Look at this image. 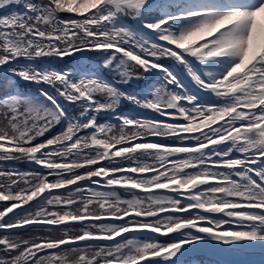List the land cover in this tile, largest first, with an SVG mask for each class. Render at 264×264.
Instances as JSON below:
<instances>
[{
    "label": "snow or ice",
    "instance_id": "1",
    "mask_svg": "<svg viewBox=\"0 0 264 264\" xmlns=\"http://www.w3.org/2000/svg\"><path fill=\"white\" fill-rule=\"evenodd\" d=\"M0 11V161L38 166L0 170V264H182L201 242L264 246V0H0ZM41 57L78 60L20 63ZM17 78L47 87L22 92ZM133 79L134 94L117 86ZM121 99L155 116L122 114ZM110 186L132 199L98 190ZM31 225L62 235L13 238ZM145 231L179 238L125 235Z\"/></svg>",
    "mask_w": 264,
    "mask_h": 264
},
{
    "label": "trees",
    "instance_id": "2",
    "mask_svg": "<svg viewBox=\"0 0 264 264\" xmlns=\"http://www.w3.org/2000/svg\"><path fill=\"white\" fill-rule=\"evenodd\" d=\"M0 14H6V13L0 11ZM125 20L129 24L133 23V21H131L130 18H125ZM86 55H91V54L87 53ZM77 60H78V57H65L63 59H60L57 57H41V58H38L34 61H25L22 59L20 61V63L21 64L33 63L37 67L53 68L56 70H69V69L75 68L74 64H77ZM162 63H169V64L171 63L172 64L173 62L169 61V60H163ZM0 71H2V70H0ZM114 75H115L114 73H111V72H108L107 70H105V77L107 79L112 78ZM117 79H119L118 76H117ZM4 80H5L4 74L0 72V82H3ZM17 80H18V78H17ZM18 87H19V90L22 92H29V91L35 92L40 87L46 88L47 85H37L34 83H28V82L18 80ZM118 87L120 88L121 91L133 93L130 90L127 91V90H124L120 86H118ZM0 91H2V89H0ZM129 104H131V103H129L127 100L121 99L119 107L117 108V111L122 113V114L127 113V107L129 106ZM76 111H78V109ZM109 116H110L109 113H101L99 116V122L103 123L105 121H111L109 119ZM111 122L115 123L114 121H111ZM60 130L61 129H56L55 132H51L48 135H55ZM111 134L119 136V134H120L119 128L117 127L116 129H114L113 133H111ZM153 139H155V138H153ZM164 143H171V142L170 141H164ZM145 159H147V158H145ZM148 162L152 163L153 161L149 159ZM0 170H3V171L15 170L18 172H34V171H37L38 169L34 168L31 165H27L26 162H24V161H0ZM81 171H83V170H81ZM4 181L6 182V178H3V182ZM63 191H65V190H63V189L60 190V192H62V193H63ZM119 193H120V191H119ZM63 194H65V193H63ZM65 195H67V193ZM143 196L144 195H142L141 197H143ZM5 203H10V202H3V204H5ZM35 205H36L35 202H31V206H27V210L35 213V211H37V208ZM1 208H3V206ZM1 208H0V210H2ZM18 212H22V211H18ZM79 227H78V230H79ZM58 233H62V232L57 231V232L49 233L46 231L44 226L31 225V226H27L24 229L13 230L12 235H13V237H19V238H24V239H34L36 237L45 236V235H52L54 237L60 236ZM5 234H7V233L0 232V235H5ZM126 236L128 238H134L135 237V236H129V235H126ZM139 239L140 240H147L149 238L148 237H142ZM160 242H162V241H160ZM183 264H186V262H184Z\"/></svg>",
    "mask_w": 264,
    "mask_h": 264
},
{
    "label": "rangeland",
    "instance_id": "3",
    "mask_svg": "<svg viewBox=\"0 0 264 264\" xmlns=\"http://www.w3.org/2000/svg\"><path fill=\"white\" fill-rule=\"evenodd\" d=\"M92 55V54H91ZM1 73H3V71H0ZM122 85H125L127 86L126 84H122ZM131 110V109H130ZM137 114H143V115H152V116H155L154 113H151V112H148V111H145L143 109H141L140 111H138ZM109 119L112 121V117L109 116ZM56 129H61L59 126H57L55 129L52 130V132H55ZM25 162V161H24ZM27 165H31L33 167H35L34 164L32 163H28L26 162ZM0 182H3V177H0ZM5 182V181H4ZM7 182V180H6ZM5 182V183H6ZM81 185H86L88 182L87 181H83V182H80ZM92 187H95V186H92ZM98 190H101V191H116L117 195L123 199V200H129V199H132V193L131 192H126L123 188H120L119 186H110L108 188H99ZM120 191V193H119ZM135 192V194L137 196H142V195H145L144 193L140 192L139 190H133ZM163 191V190H161ZM63 193H67L66 191H63ZM164 194H170V193H164ZM81 196H85V195H88V193H81L79 194ZM35 202V201H33ZM147 203V202H146ZM4 206L3 202H0V208ZM27 207V206H25ZM2 209V208H1ZM75 210V207L73 208ZM18 210H21V209H18ZM17 210V211H18ZM80 225H76L74 227V231H78V227ZM148 232H141V233H129V234H125V235H129V236H134V235H144V234H147ZM59 235H62V233H58ZM150 235H153V236H157V238L162 241L163 243H166V241L172 239L175 237L176 234H169L168 236H159L158 234H150ZM13 238H16V239H20L19 237H13ZM203 242L201 243H197L195 245H190V246H186L187 247V251L184 253L183 256H188V261L186 262V264H226L224 263L223 261L217 259V258H210V257H207L206 255V251L204 250V247L201 245ZM211 244V242H210ZM211 246V245H210ZM230 249H233L235 250L236 248H234L233 246H228ZM236 247H240V246H236ZM216 253V252H215ZM195 254H199V255H195ZM213 255V254H212ZM181 257V259H182Z\"/></svg>",
    "mask_w": 264,
    "mask_h": 264
},
{
    "label": "bare ground",
    "instance_id": "4",
    "mask_svg": "<svg viewBox=\"0 0 264 264\" xmlns=\"http://www.w3.org/2000/svg\"><path fill=\"white\" fill-rule=\"evenodd\" d=\"M211 250L222 257H228L229 260H238L241 257V253L232 249H227L224 245H214Z\"/></svg>",
    "mask_w": 264,
    "mask_h": 264
},
{
    "label": "flooded vegetation",
    "instance_id": "5",
    "mask_svg": "<svg viewBox=\"0 0 264 264\" xmlns=\"http://www.w3.org/2000/svg\"><path fill=\"white\" fill-rule=\"evenodd\" d=\"M168 195H172V194L170 193V194H168Z\"/></svg>",
    "mask_w": 264,
    "mask_h": 264
},
{
    "label": "water",
    "instance_id": "6",
    "mask_svg": "<svg viewBox=\"0 0 264 264\" xmlns=\"http://www.w3.org/2000/svg\"><path fill=\"white\" fill-rule=\"evenodd\" d=\"M35 226H37V225H35Z\"/></svg>",
    "mask_w": 264,
    "mask_h": 264
}]
</instances>
